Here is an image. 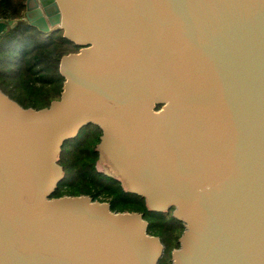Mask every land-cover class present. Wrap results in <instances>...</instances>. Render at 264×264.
I'll list each match as a JSON object with an SVG mask.
<instances>
[{
  "label": "water",
  "instance_id": "obj_1",
  "mask_svg": "<svg viewBox=\"0 0 264 264\" xmlns=\"http://www.w3.org/2000/svg\"><path fill=\"white\" fill-rule=\"evenodd\" d=\"M25 19L81 48L49 107L0 88V264H160L144 213L52 197L90 124L99 169L183 223L171 264H264V0H28Z\"/></svg>",
  "mask_w": 264,
  "mask_h": 264
},
{
  "label": "trees",
  "instance_id": "obj_2",
  "mask_svg": "<svg viewBox=\"0 0 264 264\" xmlns=\"http://www.w3.org/2000/svg\"><path fill=\"white\" fill-rule=\"evenodd\" d=\"M25 12L26 0H0V19L19 20L0 38V88L23 107L42 109L61 99L65 81L60 73L61 59L81 46L62 30L44 33L27 24ZM9 65H15L16 70ZM102 134L99 126L90 124L76 138L64 142L58 155L64 179L52 197L90 195L110 202L114 211L144 213L150 222L149 233L159 236L165 245L160 264H171L173 250L180 247L183 223L171 211L149 210L144 197L126 191L120 179L98 170Z\"/></svg>",
  "mask_w": 264,
  "mask_h": 264
},
{
  "label": "flooded vegetation",
  "instance_id": "obj_3",
  "mask_svg": "<svg viewBox=\"0 0 264 264\" xmlns=\"http://www.w3.org/2000/svg\"><path fill=\"white\" fill-rule=\"evenodd\" d=\"M27 1L28 0H26V12H27ZM26 12H25V15H24V18H23V20L27 23V24H30L28 21H26ZM0 21H3L2 19H0ZM10 20H5V22H9ZM14 22H15V20H14ZM15 24H13V25H10V26H8V27H13ZM31 25V24H30ZM7 27V28H8ZM7 28L4 30V32L1 34V35H3L4 33H5V31L7 30ZM1 35H0V38H1ZM172 212V211H171Z\"/></svg>",
  "mask_w": 264,
  "mask_h": 264
},
{
  "label": "rangeland",
  "instance_id": "obj_4",
  "mask_svg": "<svg viewBox=\"0 0 264 264\" xmlns=\"http://www.w3.org/2000/svg\"><path fill=\"white\" fill-rule=\"evenodd\" d=\"M19 22V20H15V22H14V24H16V23H18ZM9 67L10 68H12L14 71L16 70V67H15V65L14 66H12V65H9ZM101 151H102V149H100ZM101 160V159H100ZM97 168H98V170H100L101 172H103L101 169H99L100 168V161L98 162V164H97ZM104 173V172H103ZM106 174V173H105ZM107 175H109V174H107ZM116 177V176H115ZM116 178H119V177H116ZM120 179V178H119ZM123 183V182H122ZM123 185H124V183H123ZM127 190H129V189H127ZM129 191H131V190H129Z\"/></svg>",
  "mask_w": 264,
  "mask_h": 264
}]
</instances>
